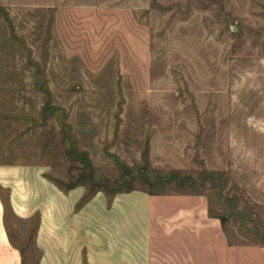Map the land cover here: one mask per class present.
<instances>
[{"label": "rangeland", "instance_id": "374dc122", "mask_svg": "<svg viewBox=\"0 0 264 264\" xmlns=\"http://www.w3.org/2000/svg\"><path fill=\"white\" fill-rule=\"evenodd\" d=\"M225 117L264 172V0H0L2 158L88 195L203 192L263 239L215 152Z\"/></svg>", "mask_w": 264, "mask_h": 264}, {"label": "crops", "instance_id": "0c3cea01", "mask_svg": "<svg viewBox=\"0 0 264 264\" xmlns=\"http://www.w3.org/2000/svg\"><path fill=\"white\" fill-rule=\"evenodd\" d=\"M222 121L215 120L223 131L215 152L225 175L264 208V172L253 169L252 153H233L230 120ZM229 211L213 209L203 192L131 189L110 196L96 189L88 195L83 185H57L39 164L0 156V264H24L19 243L25 236L37 264H264V238L241 233L248 222Z\"/></svg>", "mask_w": 264, "mask_h": 264}]
</instances>
